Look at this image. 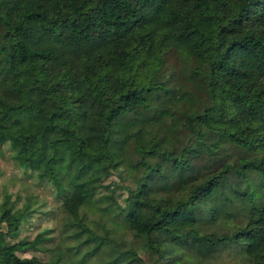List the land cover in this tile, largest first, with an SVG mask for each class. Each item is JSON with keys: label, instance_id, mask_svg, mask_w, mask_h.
Listing matches in <instances>:
<instances>
[{"label": "trees", "instance_id": "obj_1", "mask_svg": "<svg viewBox=\"0 0 264 264\" xmlns=\"http://www.w3.org/2000/svg\"><path fill=\"white\" fill-rule=\"evenodd\" d=\"M8 118L56 129L48 165L66 142L134 185L121 201L68 190L50 165L63 247L20 255L49 229L15 239L33 209L5 193L0 264H85L102 246L99 264L171 263L186 238L244 242L264 264V0H0V131ZM5 141L24 169L46 149L35 131Z\"/></svg>", "mask_w": 264, "mask_h": 264}, {"label": "rangeland", "instance_id": "obj_2", "mask_svg": "<svg viewBox=\"0 0 264 264\" xmlns=\"http://www.w3.org/2000/svg\"><path fill=\"white\" fill-rule=\"evenodd\" d=\"M173 62L172 56L168 63ZM0 131V138L4 133H27L35 131L41 137L46 146L45 151L38 153L35 157V166L32 168L21 167L12 156L10 143L5 141L0 146V201L5 193L8 194L9 201H14L15 206L23 207L26 202H30L33 211L20 224L19 231L15 239L19 237L32 238L36 233L46 228L48 239L42 242L43 248H25L19 250L22 256L37 255L46 260L54 250L63 247L59 230L62 227L64 213L60 208L59 189L48 176L49 167L56 172L57 177L63 186L71 190L75 184L81 187H95L96 191H105L104 184H109L110 188L115 187L114 196L121 201L125 194L124 185L133 186L130 176H125L124 168L111 169L107 174L97 175L93 171L91 158L86 154L75 153L71 144L66 142L58 143V153L47 163L48 141L55 134L56 129L51 128L44 119L26 120L15 122L14 119H5ZM227 158L232 156L228 149H224ZM122 171V173H121ZM96 174V175H95ZM122 174V176H121ZM254 187L253 181H249ZM108 187V188H109ZM99 192V193H100ZM264 194V187L260 190ZM59 196V197H58ZM253 197H260L253 193ZM254 198H250L253 201ZM127 239L133 238L128 233ZM157 237V236H156ZM169 238L168 235L159 233L158 238ZM73 241V240H72ZM177 254L173 262L166 260L160 264H252V260L246 251V244L235 240L220 241L215 244L198 243L191 238H186L177 243ZM141 261L132 264H150L147 256L138 251ZM106 246H102L95 254L91 255L85 264H99L110 258ZM169 259V258H168ZM74 260V259H73Z\"/></svg>", "mask_w": 264, "mask_h": 264}]
</instances>
